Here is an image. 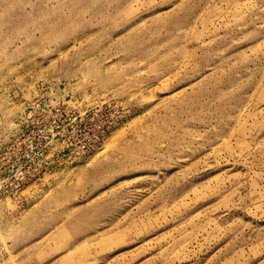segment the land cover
Returning <instances> with one entry per match:
<instances>
[{
	"label": "rangeland",
	"instance_id": "1",
	"mask_svg": "<svg viewBox=\"0 0 264 264\" xmlns=\"http://www.w3.org/2000/svg\"><path fill=\"white\" fill-rule=\"evenodd\" d=\"M0 264H264V0H0Z\"/></svg>",
	"mask_w": 264,
	"mask_h": 264
}]
</instances>
